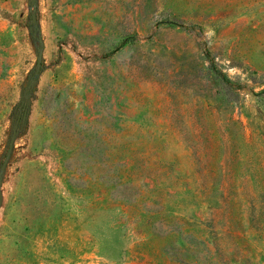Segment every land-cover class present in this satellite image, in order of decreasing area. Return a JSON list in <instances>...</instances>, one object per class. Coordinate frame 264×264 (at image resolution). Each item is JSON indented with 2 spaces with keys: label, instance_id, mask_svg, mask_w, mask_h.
Listing matches in <instances>:
<instances>
[{
  "label": "rangeland",
  "instance_id": "1",
  "mask_svg": "<svg viewBox=\"0 0 264 264\" xmlns=\"http://www.w3.org/2000/svg\"><path fill=\"white\" fill-rule=\"evenodd\" d=\"M0 264H264V0H0Z\"/></svg>",
  "mask_w": 264,
  "mask_h": 264
},
{
  "label": "water",
  "instance_id": "2",
  "mask_svg": "<svg viewBox=\"0 0 264 264\" xmlns=\"http://www.w3.org/2000/svg\"><path fill=\"white\" fill-rule=\"evenodd\" d=\"M32 20H34V14H32ZM41 67V57L38 56L37 57V69H39ZM12 149V143L10 144V151ZM7 160L4 162L3 164V168L6 166Z\"/></svg>",
  "mask_w": 264,
  "mask_h": 264
},
{
  "label": "trees",
  "instance_id": "3",
  "mask_svg": "<svg viewBox=\"0 0 264 264\" xmlns=\"http://www.w3.org/2000/svg\"><path fill=\"white\" fill-rule=\"evenodd\" d=\"M131 39H133V38H131Z\"/></svg>",
  "mask_w": 264,
  "mask_h": 264
}]
</instances>
